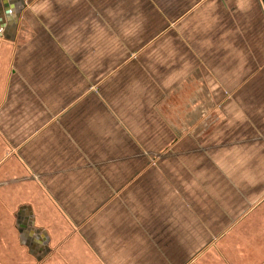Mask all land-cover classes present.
Returning a JSON list of instances; mask_svg holds the SVG:
<instances>
[{
	"label": "rangeland",
	"instance_id": "obj_1",
	"mask_svg": "<svg viewBox=\"0 0 264 264\" xmlns=\"http://www.w3.org/2000/svg\"><path fill=\"white\" fill-rule=\"evenodd\" d=\"M151 17L143 12V0H26L16 41L20 57L12 69L30 85L43 76L38 68L45 64L52 66L51 76L38 82L52 88L66 79L74 83L77 76L56 68L65 66L58 51L66 54L67 67L80 69L77 83L83 78L79 98L106 104L99 113L106 106L111 114L127 115L143 108L148 84L163 89L154 106L159 122H143V139L133 138L131 155L116 153L115 170L97 171L101 199L110 198L99 211L101 224L109 218V225L95 238L109 247L101 252V264H143V244L173 240L195 248L179 252L180 264L192 254L194 264H228L225 246L232 247L237 228L247 232L231 240L233 248L252 242L253 215L236 224L242 208L225 217L213 198L223 184L228 196L234 191L220 165L233 177L242 173L236 154L226 149L235 139L225 134L256 136L264 163V58L236 60V74L207 73L203 65L220 60L173 59L170 36L157 38L161 28ZM78 189L86 195L97 188Z\"/></svg>",
	"mask_w": 264,
	"mask_h": 264
},
{
	"label": "crops",
	"instance_id": "obj_2",
	"mask_svg": "<svg viewBox=\"0 0 264 264\" xmlns=\"http://www.w3.org/2000/svg\"><path fill=\"white\" fill-rule=\"evenodd\" d=\"M143 12L150 13V20L161 28L157 38L170 36L173 59L220 60L219 64L203 63L207 73L236 74L233 68H238V60L264 58L262 0H143ZM18 29L19 24L12 38L0 36V264H101V252L109 247L95 238L102 225H109V218L101 224L99 211L100 204L110 198L101 199L97 171L110 166L115 170L116 153L131 155L133 138L143 139V122H159L154 106L160 103L163 89L148 84L144 89L148 94L143 93L141 100L143 108L127 115L111 114L106 106L99 113L105 103L79 98L84 91L81 76L77 83L80 69L67 67V55L60 51L65 66L62 71L56 67L59 61L55 67L60 73L71 71L77 76L74 83L66 79L52 88L38 82L52 68L43 64L38 68L43 76L26 84L20 72L12 69L20 57ZM212 67L220 70L208 69ZM225 137L235 139L226 149L236 154L237 170L242 173L233 177L228 166L220 165L234 191L228 196L223 184L224 190L213 192V199L225 217L236 216L230 211L234 207L242 208L236 224L253 215L254 225L252 242H240L244 249L233 248L231 241L247 232L244 227L237 228V235L229 239L232 247L225 242L226 262L264 264V175L260 173L264 163H260L257 137L237 131ZM89 186L97 189L86 195L78 189ZM31 215L40 232L31 234L28 225L23 234L19 221L25 222ZM44 231L49 240H36ZM25 235L32 239L34 252L22 241ZM176 241L143 244V264H180L179 252L195 248ZM196 258L192 254L181 264H194Z\"/></svg>",
	"mask_w": 264,
	"mask_h": 264
},
{
	"label": "water",
	"instance_id": "obj_3",
	"mask_svg": "<svg viewBox=\"0 0 264 264\" xmlns=\"http://www.w3.org/2000/svg\"><path fill=\"white\" fill-rule=\"evenodd\" d=\"M264 5V0H262ZM26 6V0H0V36H4L6 38H12L16 35V31L18 28L19 20L22 11ZM29 213L30 212V209ZM20 223V231L25 234L24 229L29 225V232L33 234V232L39 233L40 230L35 228L34 225V218L33 216H27L25 222L22 220L19 221ZM36 240L45 241L49 240V236L47 232H42L40 236H35ZM42 239V240H40ZM25 241L27 245H29L33 250L32 239L30 237H25L22 239Z\"/></svg>",
	"mask_w": 264,
	"mask_h": 264
}]
</instances>
